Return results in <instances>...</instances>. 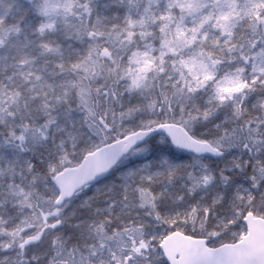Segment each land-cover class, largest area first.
Segmentation results:
<instances>
[{"label": "snow or ice", "instance_id": "snow-or-ice-1", "mask_svg": "<svg viewBox=\"0 0 264 264\" xmlns=\"http://www.w3.org/2000/svg\"><path fill=\"white\" fill-rule=\"evenodd\" d=\"M0 264H264V0H0Z\"/></svg>", "mask_w": 264, "mask_h": 264}]
</instances>
